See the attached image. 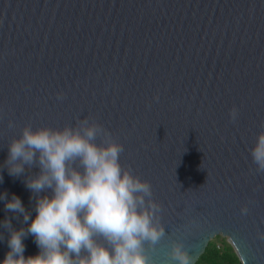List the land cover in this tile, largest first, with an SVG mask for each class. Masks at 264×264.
<instances>
[{
	"label": "water",
	"instance_id": "water-1",
	"mask_svg": "<svg viewBox=\"0 0 264 264\" xmlns=\"http://www.w3.org/2000/svg\"><path fill=\"white\" fill-rule=\"evenodd\" d=\"M84 118L150 183L165 228L145 245L157 264H176L174 241L196 264L220 235L243 264H264V171L251 156L264 131V0H0V192L34 216L25 177L39 168L9 175V142L25 125ZM5 217L26 226L0 200V259ZM24 243L39 251L31 234Z\"/></svg>",
	"mask_w": 264,
	"mask_h": 264
},
{
	"label": "clouds",
	"instance_id": "clouds-1",
	"mask_svg": "<svg viewBox=\"0 0 264 264\" xmlns=\"http://www.w3.org/2000/svg\"><path fill=\"white\" fill-rule=\"evenodd\" d=\"M238 112L234 105L232 120ZM122 151L123 145L94 119L62 128L25 125L9 142L3 167L18 177L38 166L36 174L25 177L35 196V215L19 195L0 192L5 210L22 215L26 225L14 228L4 218L8 250L0 264H157L145 245L154 246L165 235L161 205L152 199L149 182L122 167ZM251 156L264 171V131ZM241 211L246 213L247 205ZM29 234L39 251L26 256ZM259 235L264 239V233ZM171 256L176 264H193L181 241L172 243Z\"/></svg>",
	"mask_w": 264,
	"mask_h": 264
},
{
	"label": "trees",
	"instance_id": "trees-1",
	"mask_svg": "<svg viewBox=\"0 0 264 264\" xmlns=\"http://www.w3.org/2000/svg\"><path fill=\"white\" fill-rule=\"evenodd\" d=\"M196 264H243L226 238L212 240Z\"/></svg>",
	"mask_w": 264,
	"mask_h": 264
},
{
	"label": "rangeland",
	"instance_id": "rangeland-1",
	"mask_svg": "<svg viewBox=\"0 0 264 264\" xmlns=\"http://www.w3.org/2000/svg\"><path fill=\"white\" fill-rule=\"evenodd\" d=\"M219 237H223V236H221V235L220 236H217V237L214 238V240L218 239ZM223 238H226V237H223Z\"/></svg>",
	"mask_w": 264,
	"mask_h": 264
}]
</instances>
